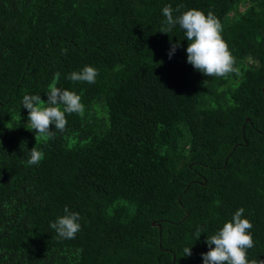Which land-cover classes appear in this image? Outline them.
I'll return each instance as SVG.
<instances>
[{"label":"trees","instance_id":"16d2710c","mask_svg":"<svg viewBox=\"0 0 264 264\" xmlns=\"http://www.w3.org/2000/svg\"><path fill=\"white\" fill-rule=\"evenodd\" d=\"M168 5L213 12L240 75L187 63ZM85 66L95 83L68 79ZM57 72L85 111L46 138L22 101ZM66 206L74 239L50 227ZM241 207L264 260V0H0V264H203Z\"/></svg>","mask_w":264,"mask_h":264},{"label":"clouds","instance_id":"9594fccd","mask_svg":"<svg viewBox=\"0 0 264 264\" xmlns=\"http://www.w3.org/2000/svg\"><path fill=\"white\" fill-rule=\"evenodd\" d=\"M167 27L161 29V33H168L177 24L184 30L188 46L186 48L187 63L206 77H225L229 74L240 75L236 65V58L229 50L228 44L222 37L223 26L220 20L209 11L205 14L201 10L190 9L174 18L171 5L163 8ZM179 11V7L176 9ZM179 42L172 44L169 58L179 47ZM62 51L66 52V49ZM98 70L92 66H85L79 72H72L68 79L77 82L95 83ZM60 73H55L52 83L49 85L47 100H42L40 95H25L23 108L28 110V123L36 134L52 138L55 130L63 132L67 125L66 113L83 115L85 106L81 103V97L73 91L57 87ZM29 165H37L43 158V152L33 147L30 150ZM245 209L239 208L232 219L223 224L214 235L207 236L206 243L209 251L202 253L203 264H264V260L247 258V250L254 247V240L250 229L252 223L242 218ZM65 215L58 217L50 223L59 238L74 239L81 225L78 223L79 213L71 212L64 208ZM201 230H197V239ZM214 245V247H213ZM184 253L191 255V248H185Z\"/></svg>","mask_w":264,"mask_h":264},{"label":"rangeland","instance_id":"374dc122","mask_svg":"<svg viewBox=\"0 0 264 264\" xmlns=\"http://www.w3.org/2000/svg\"><path fill=\"white\" fill-rule=\"evenodd\" d=\"M241 9H244V6L241 7ZM237 13V9H234L231 13H230V16H235Z\"/></svg>","mask_w":264,"mask_h":264},{"label":"water","instance_id":"95a60500","mask_svg":"<svg viewBox=\"0 0 264 264\" xmlns=\"http://www.w3.org/2000/svg\"><path fill=\"white\" fill-rule=\"evenodd\" d=\"M153 224H155V222Z\"/></svg>","mask_w":264,"mask_h":264}]
</instances>
